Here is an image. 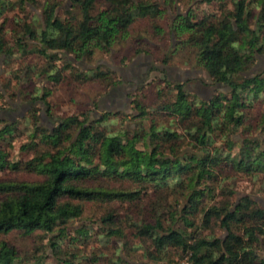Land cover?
Returning <instances> with one entry per match:
<instances>
[{
    "label": "trees",
    "instance_id": "1",
    "mask_svg": "<svg viewBox=\"0 0 264 264\" xmlns=\"http://www.w3.org/2000/svg\"><path fill=\"white\" fill-rule=\"evenodd\" d=\"M160 1L0 0V98L15 79L29 106L0 119V264H264V72H253L264 0ZM181 2L189 10L170 26L179 44L157 60L159 17ZM141 24L152 40L138 38L132 55L170 66L187 50L185 62L225 90L203 99L164 79L149 106L137 89L130 115L80 112L42 126L56 86L120 84L65 57L109 54ZM242 182L262 203L248 192L236 200Z\"/></svg>",
    "mask_w": 264,
    "mask_h": 264
},
{
    "label": "rangeland",
    "instance_id": "2",
    "mask_svg": "<svg viewBox=\"0 0 264 264\" xmlns=\"http://www.w3.org/2000/svg\"><path fill=\"white\" fill-rule=\"evenodd\" d=\"M150 2L162 3L160 0H146ZM69 3L64 2L62 8H68ZM189 10L188 3L185 2L175 3L173 10L168 11V15L162 14L159 17V25L164 29V39L163 41H159L156 39L154 43L156 46H159L161 49L159 52L154 53L157 60H161L164 56L171 55V49H175V47L179 44L180 38H178L172 31H170V26L176 20V16L178 14H186ZM201 10L204 12L206 10V6L202 5ZM39 13V12H38ZM201 14V13H200ZM11 17V14L8 15ZM144 24L136 26V34L137 36L130 37L129 41L122 45L118 46L114 49V51L109 54H101L96 52L94 56L90 60L80 59L77 60L72 56H66L65 59L71 61L76 70L79 72H86L89 70H94L96 68H100L102 71L112 70L118 76L120 80L121 77L117 74L119 73V68H122L126 65L130 66L131 62L135 61V64H138L137 58L138 56L132 55L133 49L137 45V39H151V31L145 33ZM131 54V55H130ZM129 55L128 60L125 62L124 66H120L119 61L122 56ZM189 55L187 50L178 49L175 51L173 58H171L170 66H166L163 70H159L157 68L151 69L150 73L144 78L142 81V86L138 89L139 91H145L146 106H149L153 101L156 100V96L154 94L155 87L157 85V81L166 80L168 83H187L185 89L190 93L196 94L203 99L209 98L210 93L208 91H212L213 93L216 90H225L223 86L213 85L210 79L207 77L206 73L198 68L193 67L192 58L186 59ZM185 62V63H184ZM156 66H161L160 63L153 61ZM180 72H186L188 75L181 76ZM253 72H264V55L258 56L256 65L253 69ZM3 69L0 67V86L1 84L6 82V79L3 77ZM120 75H124L120 72ZM127 80L130 76H125ZM129 81V80H128ZM122 83L120 80L119 87L124 90L131 88L133 84L131 82ZM44 84H35L32 82L30 86L32 87H43ZM27 85H17L16 80L13 79L10 82V91L8 93L3 94V98H0V119L6 122H14L21 117L29 109V106L25 105L21 99H18V94L20 91L24 90ZM112 89L102 90V86H100L96 82H90L83 85H77L75 83H63L59 86H56L55 91L53 92V96L48 99L49 102V110L45 107H41L39 111L40 124L48 129H51L54 125L55 120H57L61 116L76 114L80 112H88L90 117H98L100 114L104 112H122L126 115H130V105L123 99L121 95L116 97L112 96ZM137 89L133 90L131 94H129L130 98L134 97V94L139 92ZM16 94V96H15ZM20 96V95H19ZM117 98V99H116ZM93 101H97V107L92 106ZM155 107L154 105H151ZM129 121H131L129 119ZM16 155L17 154H13ZM26 180L33 181V177L24 176ZM251 184L247 182L239 183L238 185V193L236 195V200L241 197L244 192H248L252 195L253 199L259 203H262V198L254 195L252 193ZM77 225H80L78 223ZM223 233H219L218 237H223ZM89 249V248H88ZM264 252L260 251V255H263ZM140 258H137L139 260ZM51 262V261H50ZM54 264V262H51Z\"/></svg>",
    "mask_w": 264,
    "mask_h": 264
},
{
    "label": "flooded vegetation",
    "instance_id": "3",
    "mask_svg": "<svg viewBox=\"0 0 264 264\" xmlns=\"http://www.w3.org/2000/svg\"><path fill=\"white\" fill-rule=\"evenodd\" d=\"M137 60H138V64H135V61H133V62H131L130 66L126 65V66L122 67V68H125L128 71L129 74H131V78H129L128 80L133 84V86L131 88H128L127 90H124L121 87L117 86V87L113 88L112 91H111L113 97H116L118 95H121L123 97V99L125 101H127V103L129 105L131 103V99L129 97L130 96L129 94H131V92L133 90H136L140 86H142V84H141L142 81L150 73L151 69L157 68L159 70H163V68L166 67V66H163V65L156 66L153 63L152 57L146 56V55H139V57L137 58ZM134 71H136V72H134ZM117 74L119 75L120 72L117 73ZM180 75L181 76L185 75V77H186L188 75V73H183V74H180ZM121 78H122V79H120L121 82H122V80L123 81L126 80V78L123 77V76H121ZM181 83H183V82H181ZM185 87H186V85H185Z\"/></svg>",
    "mask_w": 264,
    "mask_h": 264
},
{
    "label": "crops",
    "instance_id": "4",
    "mask_svg": "<svg viewBox=\"0 0 264 264\" xmlns=\"http://www.w3.org/2000/svg\"><path fill=\"white\" fill-rule=\"evenodd\" d=\"M138 61V60H137ZM141 61V60H140ZM151 61V60H150ZM119 72H122L124 75H120L119 74V76L121 77V76H123V77H125V76H130L129 78H131V74H129L128 73V71L125 69V68H120L119 70H118ZM134 72H136V71H134ZM183 73H186V72H180L179 74H183ZM126 78V77H125ZM122 79V78H121ZM128 80H127V78H126V80L125 81H123L122 80V83H124V82H127ZM128 82H130V81H128Z\"/></svg>",
    "mask_w": 264,
    "mask_h": 264
},
{
    "label": "water",
    "instance_id": "5",
    "mask_svg": "<svg viewBox=\"0 0 264 264\" xmlns=\"http://www.w3.org/2000/svg\"><path fill=\"white\" fill-rule=\"evenodd\" d=\"M208 92H209V93H210V95L212 96V94H213V93H211L212 91H211V92H210V91H208ZM211 96H209V98H210Z\"/></svg>",
    "mask_w": 264,
    "mask_h": 264
}]
</instances>
